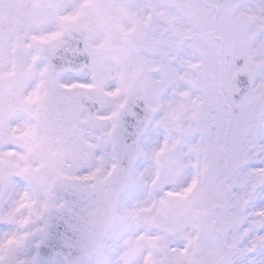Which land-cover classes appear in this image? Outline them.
Listing matches in <instances>:
<instances>
[{
  "label": "snow or ice",
  "instance_id": "snow-or-ice-1",
  "mask_svg": "<svg viewBox=\"0 0 264 264\" xmlns=\"http://www.w3.org/2000/svg\"><path fill=\"white\" fill-rule=\"evenodd\" d=\"M0 264H264V0H0Z\"/></svg>",
  "mask_w": 264,
  "mask_h": 264
}]
</instances>
